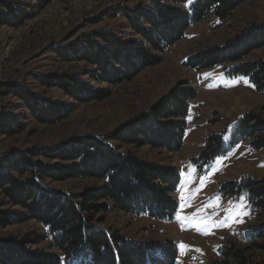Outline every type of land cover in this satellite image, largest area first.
I'll use <instances>...</instances> for the list:
<instances>
[{
    "label": "trees",
    "instance_id": "trees-1",
    "mask_svg": "<svg viewBox=\"0 0 264 264\" xmlns=\"http://www.w3.org/2000/svg\"><path fill=\"white\" fill-rule=\"evenodd\" d=\"M248 1L197 0L189 9L185 8L188 0H148L147 5L119 6L108 11V17L124 19L131 35L86 33L55 46L53 52L63 63L83 62L91 66V81L118 85L161 64L163 58L159 55L185 39L193 25L211 15L226 20ZM51 3L52 0H0V25L19 29ZM262 48L264 24H253L224 45L189 57L186 65L206 70L235 63L231 75L249 78L255 90L264 95V60L240 64ZM36 78L79 104L107 97L105 91L92 88L76 74ZM9 96L22 104L27 117L44 124H58L74 108L65 102L48 100L26 84L0 81V97ZM196 98V90L180 82L148 111L130 118L105 137L75 135L54 146L14 147L0 154V193L16 208L0 211V225L36 222L44 230L19 239L0 240V264H176L179 253L173 241L144 245L101 225L105 216L115 211L158 221L175 219L179 171L121 149L149 146L178 152L187 130L190 104ZM23 118L0 110V135L13 137L24 131ZM240 141H248L253 150H263L264 119L251 113L239 119L231 146ZM206 146L200 156L206 163L227 152L220 135L210 137ZM70 179L101 184L81 192L54 190L45 185L47 181L59 183ZM220 192L246 194L252 210L264 211L263 181L241 178L222 185ZM257 231L263 237L264 228ZM254 247L264 252V244ZM220 255L223 264H258L236 245L224 244Z\"/></svg>",
    "mask_w": 264,
    "mask_h": 264
},
{
    "label": "rangeland",
    "instance_id": "rangeland-1",
    "mask_svg": "<svg viewBox=\"0 0 264 264\" xmlns=\"http://www.w3.org/2000/svg\"><path fill=\"white\" fill-rule=\"evenodd\" d=\"M196 1L187 2L185 8L189 9ZM147 4L148 0H52L35 19L19 29L0 25V81L26 84L48 100L74 106L66 119L51 125L27 117L22 104L15 98L0 97V110L18 118L25 116L26 124L24 131L13 137L0 135V154L14 147L54 146L75 135L105 137L130 118L148 111L177 83L189 84L196 90L197 98L190 104L187 130L178 152L149 146L121 149L145 161L175 167L179 171L180 183L175 194L179 206L175 219L158 221L115 211L105 216L101 227L118 231L127 239L144 245L173 241L179 253L176 264H223L220 254L224 244L236 245L253 262L264 264L263 249L254 247L257 243L264 244V235L259 237L257 231L264 228V211L252 210L246 194L220 192L222 185L245 177L264 182V149L253 150L248 141L231 146L239 119L250 113L264 119V95L255 90L249 78L231 75L235 63L206 70L186 65L189 57L224 45L253 24H264V0H249L226 20L220 21L211 15L193 25L185 39L159 55L163 58L161 64L118 85L91 81V66L83 62L63 63L53 52L55 46L86 33L131 35L124 19L110 18L107 12L119 6ZM259 60H264V48L254 51L240 64ZM63 73L82 76L92 88L105 91L107 97L79 104L60 89L45 86L36 78ZM219 135L227 152L206 163L200 156L209 138ZM100 184L89 179L45 183L50 189L74 192ZM2 210L15 211L16 208L0 193ZM222 220L226 223L215 227ZM43 231L36 222L0 225V240L19 239L30 232Z\"/></svg>",
    "mask_w": 264,
    "mask_h": 264
},
{
    "label": "snow or ice",
    "instance_id": "snow-or-ice-1",
    "mask_svg": "<svg viewBox=\"0 0 264 264\" xmlns=\"http://www.w3.org/2000/svg\"><path fill=\"white\" fill-rule=\"evenodd\" d=\"M188 2H189V3H191V2H192V0H188ZM225 139H227V137H225ZM181 199L183 200V199H184V197H183V196H181ZM181 207H184V206H183V205H181ZM225 223H226V221H225V220H222V221H220V223L216 224V225H215V227L219 228V227H221V225H223V224H225ZM205 234H207V233H205ZM181 247H183V245H181Z\"/></svg>",
    "mask_w": 264,
    "mask_h": 264
}]
</instances>
